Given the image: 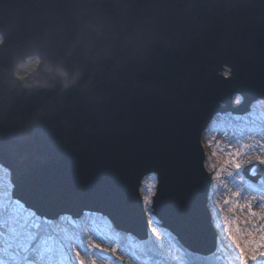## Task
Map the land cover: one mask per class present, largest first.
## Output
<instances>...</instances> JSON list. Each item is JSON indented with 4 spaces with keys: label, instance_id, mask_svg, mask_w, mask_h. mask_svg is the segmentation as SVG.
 Wrapping results in <instances>:
<instances>
[{
    "label": "water",
    "instance_id": "95a60500",
    "mask_svg": "<svg viewBox=\"0 0 264 264\" xmlns=\"http://www.w3.org/2000/svg\"><path fill=\"white\" fill-rule=\"evenodd\" d=\"M61 3L0 0V66L24 54ZM173 31L169 47L122 80L70 89L51 120L25 130L24 108L0 122V163L27 209L73 219L100 210L132 240L146 239L151 225L191 252H215L202 136L221 113L264 99V0H199ZM150 174L158 179L151 214L141 195Z\"/></svg>",
    "mask_w": 264,
    "mask_h": 264
},
{
    "label": "clouds",
    "instance_id": "9594fccd",
    "mask_svg": "<svg viewBox=\"0 0 264 264\" xmlns=\"http://www.w3.org/2000/svg\"><path fill=\"white\" fill-rule=\"evenodd\" d=\"M199 0H62L51 22L0 66V122L30 108L25 130L51 120L73 88L93 92L120 81L176 38V24ZM3 43L0 38V44Z\"/></svg>",
    "mask_w": 264,
    "mask_h": 264
},
{
    "label": "snow or ice",
    "instance_id": "6c2138e0",
    "mask_svg": "<svg viewBox=\"0 0 264 264\" xmlns=\"http://www.w3.org/2000/svg\"><path fill=\"white\" fill-rule=\"evenodd\" d=\"M236 99L238 101L240 98L237 97ZM229 128L232 129L229 143L238 142V136H248L255 141L241 145L245 149L244 152H232L229 149L228 155L235 157L229 161L235 171L228 172L227 179L230 184L238 189L234 193L236 203L233 212L236 208L244 211V208L239 205V200L244 199L247 201L245 207L250 218L245 223H250L252 218L264 220V174H258L256 171L259 166L264 165V128L257 127L255 123L252 125L229 123L227 126L220 124L213 131L227 134ZM208 143L211 144L212 141L209 140ZM220 150L223 151V148ZM255 151L261 153L255 157L258 164L243 169L241 158ZM211 167L215 169L216 175L206 177L209 184L207 200L209 207L214 210L216 205L213 197L217 190L215 181L221 170L216 169L215 165H211ZM152 190L151 188L145 189L146 193H150ZM249 194L253 195L249 196ZM21 199L13 198V195H9L7 192H0V264H77V262L78 264H85V259L80 256V253L76 252V255L73 256V251L79 248L85 256L100 255V253L90 252L89 247H86L85 237L90 242L93 236L110 244L118 245L121 252L140 262V264H143L140 261L141 255L149 258L160 255L157 242L151 236L145 243L134 242L131 236L117 231L112 219L100 210H82L75 219L62 214L48 218L39 208L29 206L25 210ZM144 199L147 205L146 210L151 214L153 212L152 200L147 194ZM229 203L228 200L224 201L225 205ZM253 205L261 212L253 211ZM53 219L58 220L59 223L54 224ZM152 222L158 223L155 220ZM216 227H222L219 223V214L216 217ZM250 229L242 230L239 222L235 224L234 228L227 229L233 234L232 239L235 241L234 255L229 264H250V261L252 264H264V235L260 236L259 241L253 235V233L264 232V225L258 227L255 223H250ZM165 235L171 234L166 232ZM220 245L221 242L218 239L216 252L211 256H204L187 251L180 247L177 242L170 245L169 254L179 264H214L215 261H220L223 258L220 255L222 252ZM90 247H97V245L92 244ZM174 248L181 254L179 257L172 254ZM112 251L115 253L116 248L113 247ZM100 258L112 259L103 255H100ZM91 264H95V262L92 261ZM153 264H160V261L154 260Z\"/></svg>",
    "mask_w": 264,
    "mask_h": 264
},
{
    "label": "rangeland",
    "instance_id": "374dc122",
    "mask_svg": "<svg viewBox=\"0 0 264 264\" xmlns=\"http://www.w3.org/2000/svg\"><path fill=\"white\" fill-rule=\"evenodd\" d=\"M261 101L262 103H264V99H261ZM252 104L250 105L247 112L238 113L235 116L229 112H227L226 114H220L218 121L211 127H209L205 134L202 136L203 147L206 152L205 165L207 173L208 171H211L212 176L216 175V171L211 167V165H215L216 169L221 170L219 177H217L215 181L217 190L215 192L213 200L215 201L216 207L213 210L208 205L211 212L212 225L217 236L216 249L218 247V239L220 240V246L222 247V252L220 253V255L223 258L220 261H215L214 264H229L234 255L235 241L232 239L233 234L227 231L228 228H234L237 222H239L240 228L242 230L245 228L251 230L250 223H255L258 227L264 225V220H261L259 218H252L250 223H245L246 221H249L250 218L248 215V210L245 207L247 201L244 199L239 200V205L240 207L244 208V211H240L239 208H236L233 212V208L235 207L236 203V197L234 196V193H236L238 189L230 184L227 179V173L235 171L234 167L229 163L230 159L235 158L228 155L229 149H231L232 152H244L245 149L241 145L254 143L255 141L253 139H250L248 136H238V142L233 141L232 143H229L232 135L231 128L228 129L227 134H221L219 131H213V129L217 128L220 124H224L225 126H227L229 123L238 125H252L253 123H255L257 127H261L259 125V122L264 123V106L262 108L255 109L254 107H252ZM209 140L212 141L211 144L208 143ZM221 148H223V151L220 150ZM214 152L215 155H213ZM255 152H257L258 155H261L259 151ZM252 153L253 152L249 153L248 156L241 158L243 169L246 166L258 163V161L255 159L256 156L252 155ZM10 173L11 171L9 169L0 168V192H7L9 195H13V198H15L14 185L11 186V182L8 177ZM157 184L158 179L156 175L150 174V180L146 182L145 186H143L142 184L141 187L143 202H145L144 198L146 194L149 195L150 199H153L156 194ZM149 188L153 190L150 193H146L145 189ZM251 195L253 194H249V196ZM225 200L230 201V203L228 205H225ZM25 210H27L26 206ZM253 211H256L257 213L261 212V210L257 209L255 205H253ZM217 214H219V223L222 225L221 228L216 227ZM225 217H227V219H225ZM53 223L55 224L59 222L53 220ZM166 232L167 231L162 227L150 225L148 227V234L146 239L141 241L137 239L133 240L136 243H145L149 240V236H151V238L157 242V247L160 255L151 258L141 255L140 261L143 262V264H153L154 260H159L160 264H179V262L177 260H173L171 258V255L169 254L170 245L177 243L178 241L171 235H165ZM253 235L255 236V239L259 241L260 236L264 235V232L253 233ZM85 241L86 247H89L90 252L100 253V255L112 258L111 260H104L100 258V255L85 256L84 252L79 248L75 249L73 251V256L76 255V252H79L80 256L85 259V264H91L92 261H94L95 264H140V262L133 260L124 252H121L118 245H113L106 241L99 240L95 236L92 237V240L90 242H88V238L85 237ZM92 244L97 245V247H90V245ZM178 244L180 247L191 252L189 249L182 246L179 242ZM161 245L162 247H160ZM113 247L116 248L115 253L112 251ZM172 254L176 255L177 257L181 255L175 248L172 249ZM211 255L212 254L208 256ZM250 264H252L251 261Z\"/></svg>",
    "mask_w": 264,
    "mask_h": 264
},
{
    "label": "bare ground",
    "instance_id": "6f19581e",
    "mask_svg": "<svg viewBox=\"0 0 264 264\" xmlns=\"http://www.w3.org/2000/svg\"><path fill=\"white\" fill-rule=\"evenodd\" d=\"M263 106H264V103H262L261 99L255 101L252 104V107H254L255 109L262 108ZM227 112L232 113L234 116L238 114V112H235V111H233V112L232 111H227ZM227 112H224V113L226 114ZM224 113H221V114H224ZM219 116L215 119V121L212 123V125L215 124L218 121ZM259 125L261 126V128H264V123L259 122ZM252 155L258 156V153L257 152H253ZM0 168H5V167L0 163ZM208 175H209V177L212 176V172L211 171H208ZM8 177L10 179L11 186H13L14 183H13V175H12V172L10 173V175ZM149 180H150V175L146 176L143 179V182H142L143 186H145L146 182L149 181Z\"/></svg>",
    "mask_w": 264,
    "mask_h": 264
}]
</instances>
